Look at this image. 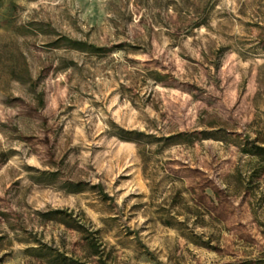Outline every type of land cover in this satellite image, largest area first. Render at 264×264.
I'll use <instances>...</instances> for the list:
<instances>
[{
	"label": "rangeland",
	"instance_id": "374dc122",
	"mask_svg": "<svg viewBox=\"0 0 264 264\" xmlns=\"http://www.w3.org/2000/svg\"><path fill=\"white\" fill-rule=\"evenodd\" d=\"M264 0H0V264H264Z\"/></svg>",
	"mask_w": 264,
	"mask_h": 264
},
{
	"label": "trees",
	"instance_id": "16d2710c",
	"mask_svg": "<svg viewBox=\"0 0 264 264\" xmlns=\"http://www.w3.org/2000/svg\"><path fill=\"white\" fill-rule=\"evenodd\" d=\"M258 150H259V151H264V149H261V148H259V147H256V148H255V152H254L253 154H258V152H257Z\"/></svg>",
	"mask_w": 264,
	"mask_h": 264
}]
</instances>
